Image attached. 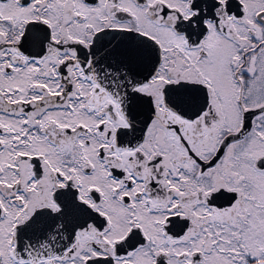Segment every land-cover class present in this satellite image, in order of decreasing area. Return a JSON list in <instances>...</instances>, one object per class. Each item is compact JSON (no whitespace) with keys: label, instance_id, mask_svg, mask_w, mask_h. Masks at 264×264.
Here are the masks:
<instances>
[{"label":"snow or ice","instance_id":"6c2138e0","mask_svg":"<svg viewBox=\"0 0 264 264\" xmlns=\"http://www.w3.org/2000/svg\"><path fill=\"white\" fill-rule=\"evenodd\" d=\"M0 264H264V0H0Z\"/></svg>","mask_w":264,"mask_h":264}]
</instances>
